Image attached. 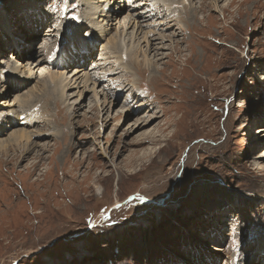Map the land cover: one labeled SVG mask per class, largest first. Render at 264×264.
Returning a JSON list of instances; mask_svg holds the SVG:
<instances>
[{
  "label": "rangeland",
  "instance_id": "1",
  "mask_svg": "<svg viewBox=\"0 0 264 264\" xmlns=\"http://www.w3.org/2000/svg\"><path fill=\"white\" fill-rule=\"evenodd\" d=\"M167 1L136 11L148 42L121 46L84 0H0V120L38 117L0 121V264H264V0ZM76 33L123 96L80 54L59 66Z\"/></svg>",
  "mask_w": 264,
  "mask_h": 264
},
{
  "label": "bare ground",
  "instance_id": "2",
  "mask_svg": "<svg viewBox=\"0 0 264 264\" xmlns=\"http://www.w3.org/2000/svg\"><path fill=\"white\" fill-rule=\"evenodd\" d=\"M15 1V0H14ZM86 3H87V10H88V12H89V16H98V18H101L102 17V19L100 20V21H98V22H95V25H98L99 26V28H100V25H101V22L103 21V20H105V21H111V20H113V21H115V22H117V24H119V30L117 31L116 30V28L114 29V30H116L115 32H116V34H117V36H118V41H119V43L121 42V39H122V37L123 38H125V36L126 35H128V36H130L129 37V41L131 42L133 39H134V42H137L138 44H139V42H140V40H143L144 41V43L145 42H148L149 41V38H150V32H144V34H142V36H139V34H138V32L139 31H141L140 30V26L137 24V23H135V16H137V14H136V11L139 9H135V6H143V5H146V7H149L150 9H151V12L152 11H155V10H157V12L159 11H161V7H163L164 8V10L163 11H168L169 10V8H168V6H169V1H167V0H126V2H128V1H134V3H135V6H134V10H131V9H126L125 8V6H124V0H122L121 1V3H119L117 6H116V9H113V7L110 5V4H112V2L111 1H108V0H102V1H99V0H84ZM150 1H153V3L152 4H149V2ZM137 2H139V4H136ZM89 5V6H88ZM141 8V7H140ZM26 9H27V11H31V12H35V11H37L38 10V8L36 7V4H34V3H29V4H26ZM149 9V10H150ZM143 10V9H142ZM169 11H171V10H169ZM143 12V11H142ZM145 12V11H144ZM150 12V11H149ZM158 12V13H159ZM148 13V12H147ZM146 13V14H147ZM163 13V12H162ZM167 13V12H166ZM153 14V13H152ZM155 14H157V13H155ZM160 14H161V12H160ZM150 15H151V13H150ZM165 15V14H164ZM167 15V14H166ZM143 16V15H142ZM149 18V17H148ZM165 18H168V20H169V17L167 16V17H165ZM146 19V18H145ZM161 19H162V17H161ZM185 19V18H184ZM150 20V19H149ZM165 20V19H164ZM167 20V19H166ZM145 21V20H144ZM169 21H171V20H169ZM151 22V21H150ZM149 22V23H150ZM162 22H165V21H162ZM168 22V21H167ZM143 23H145V22H143ZM160 23V22H159ZM169 23V22H168ZM4 23H2V25H3ZM115 24V23H114ZM142 24V23H141ZM156 24V23H155ZM106 25V24H105ZM143 25V24H142ZM141 25V26H142ZM150 25V24H149ZM118 26V25H117ZM116 26V27H117ZM144 26H145V24H144ZM146 27V26H145ZM169 27V26H168ZM5 28V27H4ZM103 29H105V28H103ZM131 30L130 31V33L128 34V32H127V30ZM142 29V28H141ZM143 29H144V27H143ZM147 29H150V28H148L147 27ZM20 30V29H19ZM99 30H102L101 28L99 29ZM146 29H144L143 31H145ZM153 30H155V28L153 29ZM152 30V31H153ZM149 31V30H148ZM6 32L8 33V30H6ZM10 33V32H9ZM115 34V35H116ZM140 37V38H139ZM136 38H139V39H136ZM117 39V38H116ZM10 41L12 42V44H13V46H15V47H17V45H16V43H13V41H14V39H10ZM77 41V40H76ZM74 42V41H73ZM76 43V42H75ZM136 43V44H137ZM122 44V42L120 43V45ZM131 45L133 44V41L130 43ZM148 44V43H147ZM115 46H117V45H115ZM122 46V45H121ZM118 48V47H117ZM123 48V47H122ZM128 48V47H127ZM110 49V48H109ZM124 49V48H123ZM126 49V48H125ZM129 49H130V47H129ZM110 50H112V49H110ZM114 50V49H113ZM112 50V51H113ZM121 50V49H120ZM122 51V50H121ZM63 52H66L67 53V55L69 54V56H72V52H74V51H72L71 49H70V47H69V49L67 50V51H63ZM76 52H77V50H76ZM116 52H118L117 50H116ZM124 52V51H123ZM130 52H131V50H130ZM125 53H127L126 51H125ZM77 54V55H76ZM79 54L80 53H75V55H73L72 57L74 58V57H76V56H79ZM121 54V53H120ZM119 55V53L117 54V56ZM119 56H121V55H119ZM133 56V55H132ZM78 58H80V57H78ZM120 58V57H119ZM73 61H74V59H73ZM37 62V61H36ZM61 62V61H60ZM118 65V64H117ZM30 70V69H29ZM54 75V74H53ZM57 75V74H56ZM63 76V75H62ZM47 77V76H46ZM54 78V77H53ZM3 81L4 82H10V84H15V83H18V85L20 86V84H22L23 82L22 81H16L15 80V76H11V77H5V78H3ZM54 81V80H53ZM66 80H62V81H60V84L62 85V84H64L63 82H65ZM59 84V85H60ZM67 84H69V83H67ZM58 85V86H59ZM58 86H57V88H58ZM64 86H65V84H64ZM45 87H46V85H45ZM44 87V88H45ZM55 87V86H54ZM54 87H52V88H54ZM61 87V86H60ZM67 87V86H66ZM55 89V88H54ZM60 89V88H59ZM63 89V88H62ZM88 90V89H87ZM29 92H31V91H29ZM44 92V91H43ZM95 95V94H94ZM2 96V93H1V91H0V101H1V97ZM96 96V95H95ZM33 105V104H32ZM1 117V116H0ZM8 118H7V120L6 119H1L0 121H2V123H5L6 122V124H10V122L11 121H14V120H16V119H18V116H7ZM25 118H27V114L26 115H24L23 117H22V119H20L21 121L23 120V119H25ZM37 119V118H36ZM6 120V121H5ZM27 122H29V126L33 123V122H35V119H34V117L32 116V114L30 115V118H27V120L25 121V122H23L24 123V125H20V123H19V121L17 120V122L15 123V124H12V126H14V127H16V126H22L23 128L25 127V128H28L27 127ZM31 122V123H30ZM135 125V124H134ZM141 126V125H140ZM140 126H138V127H136V129H138V128H140ZM0 127H1V125H0ZM21 130V129H20ZM26 129H22L21 130V132L19 131H15V130H13V132H14V134H13V136H12V139L14 140V141H12L13 143L12 144H14L16 147L18 146V144H20L19 142H21L22 140H24V141H28L29 140V138L30 137H32V136H30L29 135V132H26L25 131ZM1 131V130H0ZM11 134V133H10ZM262 133H260V135H261ZM36 135V134H35ZM260 135H259V137H260ZM0 143H1V141H0ZM6 144V143H5ZM11 144V143H10ZM11 144V145H12ZM0 150L2 151V152H4V151H6V148H5V146H4V144L2 145V143L0 144ZM5 153V152H4ZM262 248H263V250H264V243L262 244ZM247 262V261H246Z\"/></svg>",
  "mask_w": 264,
  "mask_h": 264
},
{
  "label": "clouds",
  "instance_id": "3",
  "mask_svg": "<svg viewBox=\"0 0 264 264\" xmlns=\"http://www.w3.org/2000/svg\"><path fill=\"white\" fill-rule=\"evenodd\" d=\"M128 89V88H127ZM138 90H141V89H138ZM138 90H136V91H138ZM134 92V91H133ZM147 97H148V94H147Z\"/></svg>",
  "mask_w": 264,
  "mask_h": 264
}]
</instances>
